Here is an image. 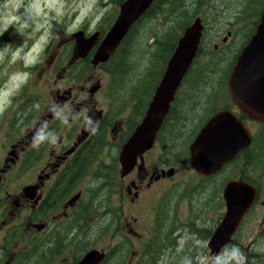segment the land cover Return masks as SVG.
<instances>
[{"label": "flooded vegetation", "instance_id": "flooded-vegetation-1", "mask_svg": "<svg viewBox=\"0 0 264 264\" xmlns=\"http://www.w3.org/2000/svg\"><path fill=\"white\" fill-rule=\"evenodd\" d=\"M156 2L135 21L108 62L93 64L123 4L114 10L109 30L92 35L98 36L97 42L85 56H81L75 38L73 46L67 47L68 67L55 72L46 90L45 115L37 121L33 119L29 127L25 126L5 143V158L0 167V189L5 190L4 193L0 190V264H79L92 251L104 254L100 264H113L117 246L99 250V235L112 234L116 239L114 234L118 228L127 238L148 214L160 223L155 237L165 231L173 237L172 248L181 254L179 264H235L233 246L244 254L245 264H264V110L257 107L259 114L247 111L256 118L246 114L235 104L229 90L234 68L256 35L264 9L256 19H251H255L251 26L242 27L245 31L242 38L237 37V31L230 30L214 36L204 26L196 59L171 101L152 146L135 156L133 168L127 174L122 168L121 154L149 117L167 65L162 64V69L159 65L152 76L133 79L122 88H110L113 95L103 93V80H94V76L89 78L92 82L80 88L73 86L78 74L76 67L87 58L95 69L105 70L118 57L126 42L141 32V23ZM82 33L85 40L92 37ZM163 38L153 37V45ZM180 38L168 45L175 43L176 47ZM139 40L142 42V37ZM204 45L213 46L218 59L232 53L229 62H233L223 78L222 88L209 90L205 107L197 114L198 108L191 102V88L187 84L192 83L188 77L192 76ZM221 47L237 50L227 52L228 48ZM57 58L52 57L49 67ZM111 74L108 70V75ZM37 104L26 103L25 107L33 110ZM53 105L65 106L81 118L70 120L65 126L50 114L49 108ZM161 112L156 116L160 117ZM223 112L230 118L219 122L227 136H232L230 139L237 138L236 149L222 166L212 154L195 166L190 147L206 125ZM85 115L95 121L88 130L83 122ZM42 120H47L50 130L59 137V150L49 144L42 145L38 151L31 148L34 129ZM28 122L31 121L20 124ZM187 123L192 124L185 129ZM213 132L211 129L209 134ZM223 138L226 140V136ZM180 143V151L176 153ZM20 163L27 167L18 168ZM16 171L21 174L26 171L29 175L26 183L18 181L21 174L16 184L8 182L7 176ZM230 206L236 207L235 222L222 233L223 241L214 242L227 220ZM166 214L175 218L172 226L163 220ZM103 220L108 222L105 230L101 228Z\"/></svg>", "mask_w": 264, "mask_h": 264}, {"label": "rangeland", "instance_id": "rangeland-1", "mask_svg": "<svg viewBox=\"0 0 264 264\" xmlns=\"http://www.w3.org/2000/svg\"><path fill=\"white\" fill-rule=\"evenodd\" d=\"M126 1L3 0V4L0 5V47L8 45L9 49L3 62H0V88H7L9 91L15 88L16 81H9L11 73L27 72L30 76L20 91L11 96L10 104L7 92L0 96V104L5 106V111L0 114V159L2 158L0 167L5 158V143L11 141L15 133L18 134L25 126L29 127L33 119L37 121L41 115H45L44 108L48 105L46 90L53 82L55 72L63 66L68 67L70 54L67 47L73 46L74 35L85 32L92 36L99 30L107 32L113 21L114 10L116 7L119 9V5ZM204 1L182 0L187 11L182 14L183 16L173 17L170 20L163 18L158 11L150 12L141 23V32H136L135 36L126 42L127 44L125 43L118 57H114L104 67L105 70L95 69L87 60L88 58L83 61L84 63L79 64L76 67L78 74L73 86L80 88L83 84L92 82L89 78L94 76V80L98 78L103 80V93L111 92L113 95L110 88H122L133 79L152 76L155 71H158L159 65L160 69L163 68L162 64L168 62L175 50L173 49L170 53L166 51L167 46L168 48L170 46L169 42L173 39L177 42V39L182 36L184 32L181 30L182 23L186 24L187 18L193 13L197 12L189 21L188 27L200 18L209 34L224 35L227 30H230L237 31V37L242 38L245 33L242 27L251 26L264 9V0H206L205 3ZM167 4L169 1L160 0L162 10L165 12H178L177 10L180 9L177 0L170 8L165 9ZM155 5L157 7V4ZM140 37L143 39L142 42L139 40ZM153 37L164 38L160 43L153 45ZM226 48L228 47L220 49ZM206 50H208L207 55L204 56ZM236 50L235 47L226 49L227 52ZM213 51V46L207 48L204 45V52L196 60L192 76L188 77L192 83L187 84V87L191 88V102L197 106V114H200V109L205 107L209 90L222 88L223 78L233 62H229V59L233 57L232 53L218 59ZM54 55L58 58L56 61L54 59L49 67L48 63ZM219 60L222 61L221 64H217ZM44 67L48 69L46 72L43 70ZM108 70L111 71V75H108ZM221 99L222 97L218 98L219 101ZM26 103L29 105L38 103L39 108L32 110L30 107H25ZM191 116L190 114L189 117ZM22 121L31 122L20 124ZM191 121H193L192 117ZM191 124L187 123L185 129L190 128ZM180 145L181 143L176 153L180 151ZM25 167L27 166L20 163L18 168ZM183 167L187 166L184 164ZM20 174V171L9 174L8 182L16 184ZM28 179L29 175L25 171L18 181L24 184ZM0 190L1 193L5 192ZM151 217L153 216L149 214L145 216L140 225L134 226L136 232L129 234L127 238L118 228L114 234L116 239L112 237V234L101 233L99 250L117 246L118 252L114 255L113 264H179L181 259L178 256L181 254L172 248L173 237H170L167 231L162 236L155 237L156 228L160 223L158 220L153 221ZM163 220L167 225L172 226L175 218L171 214H166ZM107 226L108 222L103 220L101 228L105 230Z\"/></svg>", "mask_w": 264, "mask_h": 264}, {"label": "water", "instance_id": "water-1", "mask_svg": "<svg viewBox=\"0 0 264 264\" xmlns=\"http://www.w3.org/2000/svg\"><path fill=\"white\" fill-rule=\"evenodd\" d=\"M154 1L127 0L121 6L120 15L102 42L93 62L94 65L108 62L131 26L151 7ZM261 18V24L256 35L253 36L251 43L240 56L229 81V90L235 104L254 118L256 117L253 114L261 113L257 107L264 110V11ZM203 30L202 20L197 18L179 39L174 54L168 61L163 79L156 91V96L149 111V117L137 129L123 149L120 161L124 174H127L133 168L135 156L144 153L152 146L156 132L169 110L171 101L174 99L178 88L182 85L187 72L196 59ZM83 36L82 32L74 35V38L77 39L78 50L82 53L81 56H85L89 52L91 47L96 44L98 37L94 35L89 40H85ZM160 110L162 112L158 115L161 116L157 117L156 113L160 112ZM226 118L230 117L224 112L216 115L190 147L192 163L195 166L198 161H205L210 154L216 158L218 165L222 166L224 161L229 158V154L236 149L235 140L237 138L234 140L230 139L232 136H227L228 133H226L223 124H221ZM211 129L214 132L210 135ZM224 136H226V140L223 138ZM235 208L230 206L231 210L227 220L218 230L214 242L223 241L221 238L222 233L227 228L232 227L231 223L235 222V215H237ZM103 259V253L92 251L79 264H100Z\"/></svg>", "mask_w": 264, "mask_h": 264}, {"label": "clouds", "instance_id": "clouds-1", "mask_svg": "<svg viewBox=\"0 0 264 264\" xmlns=\"http://www.w3.org/2000/svg\"><path fill=\"white\" fill-rule=\"evenodd\" d=\"M7 29H5L6 31ZM9 46L5 45L0 47V62H3L5 58V54L8 52ZM19 59V57H17ZM30 74L27 72H14L9 75V81H16L15 88L9 91L7 88H0V96L4 93H8L9 99L8 103H11V96L15 93L19 92L24 84L27 83ZM33 107L39 108V105H34ZM5 111V106L0 104V114H3ZM50 114L53 116L55 120H58L61 124L67 126L70 120L80 119L79 114L74 113L73 111L67 109L62 105H53L49 108ZM83 122L85 126V130H88L89 126L95 123V121L88 117L87 115L83 116ZM19 126V125H18ZM98 127V125H97ZM95 129H93V132ZM44 144H49L59 150V137L57 134L50 130L49 122L47 120H42L38 122V126L34 129L33 135L31 137V148L34 150H39L40 147ZM233 254L237 257L235 264H245L244 254L240 251L239 248L233 246L232 250Z\"/></svg>", "mask_w": 264, "mask_h": 264}, {"label": "trees", "instance_id": "trees-1", "mask_svg": "<svg viewBox=\"0 0 264 264\" xmlns=\"http://www.w3.org/2000/svg\"><path fill=\"white\" fill-rule=\"evenodd\" d=\"M163 1H169V4H167V5H165V9H168V8H170V6L172 5V4H174V1L175 0H163ZM178 1V3H179V5H180V9H178L177 11L178 12H165V10L163 11L162 10V7H161V5H160V0H157V2H156V4H157V7H156V5L154 6V8H152V10L151 11H158L159 13H161L162 15H163V17L166 19V20H170L171 18H177V17H181V15L185 12V11H187V9H186V7H185V3H182V0H177ZM206 2V0L204 1V3ZM204 3H203V5H204ZM202 5V6H203ZM199 9V8H198ZM196 13L197 12H195V13H193L189 18H187V20H186V24H183L182 23V26H181V30H182V32L188 27V23H189V21L191 20V19H193L194 18V16L196 15ZM153 16H154V14H153ZM183 16V15H182ZM175 47V43H174V45H172V46H169V48H168V46H167V49H166V51L168 50V52L170 53L173 49H175L174 48ZM165 67H166V65H167V62H165L164 64H163Z\"/></svg>", "mask_w": 264, "mask_h": 264}]
</instances>
